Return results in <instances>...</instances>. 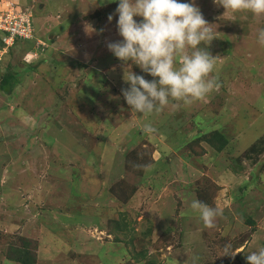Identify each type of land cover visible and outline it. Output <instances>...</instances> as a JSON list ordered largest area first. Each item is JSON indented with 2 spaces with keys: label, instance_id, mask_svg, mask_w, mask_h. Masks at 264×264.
Wrapping results in <instances>:
<instances>
[{
  "label": "rangeland",
  "instance_id": "rangeland-1",
  "mask_svg": "<svg viewBox=\"0 0 264 264\" xmlns=\"http://www.w3.org/2000/svg\"><path fill=\"white\" fill-rule=\"evenodd\" d=\"M93 3L0 0V16L29 11L32 26L5 53L0 32V76L8 62L18 77L0 90V264H19L5 253L23 238L33 264H144L142 250L160 264H247L264 248V152H248L264 137V16L195 0L221 87L144 115L121 92L130 66L107 48L122 39L117 4ZM215 130L221 151L205 141ZM193 199L223 209L215 227Z\"/></svg>",
  "mask_w": 264,
  "mask_h": 264
},
{
  "label": "clouds",
  "instance_id": "clouds-1",
  "mask_svg": "<svg viewBox=\"0 0 264 264\" xmlns=\"http://www.w3.org/2000/svg\"><path fill=\"white\" fill-rule=\"evenodd\" d=\"M213 2L233 14L264 16V0ZM99 3L117 4L114 14L118 16L116 26L122 39L108 43L107 48L122 65L130 66L127 76L123 75L128 87L121 92L131 113L149 115L170 102L177 107L190 106L219 90L215 56L207 50L217 36L195 0H99ZM112 18L110 14L108 21ZM87 30L93 31L91 27ZM257 42L264 46V28L258 30ZM132 65L152 79L133 73ZM145 130L152 129L146 126ZM190 208L199 214L206 228L215 227L216 218L223 215V209L198 199L191 201ZM235 253L229 245L222 255ZM246 261L264 264V248L248 253Z\"/></svg>",
  "mask_w": 264,
  "mask_h": 264
},
{
  "label": "trees",
  "instance_id": "trees-1",
  "mask_svg": "<svg viewBox=\"0 0 264 264\" xmlns=\"http://www.w3.org/2000/svg\"><path fill=\"white\" fill-rule=\"evenodd\" d=\"M1 43V42H0ZM11 49H9L10 51ZM11 58L12 53L8 52L7 57ZM18 83V77L17 74L14 73V68L10 63L7 62V66L5 70L2 72L0 76V90L4 92L7 95H10L13 91V89L16 87ZM205 141L214 147L217 151H221L227 144V140L225 136L221 133L219 130L213 131L206 139ZM251 155L252 154H260L264 152V137L253 143L248 151ZM246 222L250 224H254V222L250 219H246ZM114 224L119 225L118 221H114ZM137 256L140 259H144V264H160L157 263L154 258L150 259L147 257L146 253L140 251ZM5 258L9 261H13L19 264H33L36 256L33 253V251H30L29 248V241L26 239H22V242L17 246L13 243L8 247Z\"/></svg>",
  "mask_w": 264,
  "mask_h": 264
},
{
  "label": "built area",
  "instance_id": "built-area-1",
  "mask_svg": "<svg viewBox=\"0 0 264 264\" xmlns=\"http://www.w3.org/2000/svg\"><path fill=\"white\" fill-rule=\"evenodd\" d=\"M10 11V10H9ZM6 17L0 16L1 41L3 43L1 50L5 53L14 39H29L32 37L31 12H9Z\"/></svg>",
  "mask_w": 264,
  "mask_h": 264
},
{
  "label": "crops",
  "instance_id": "crops-1",
  "mask_svg": "<svg viewBox=\"0 0 264 264\" xmlns=\"http://www.w3.org/2000/svg\"><path fill=\"white\" fill-rule=\"evenodd\" d=\"M16 43V42H15ZM13 47V46H12ZM12 47H10V48H8V51H9V49H11ZM6 53H8V52H6Z\"/></svg>",
  "mask_w": 264,
  "mask_h": 264
}]
</instances>
